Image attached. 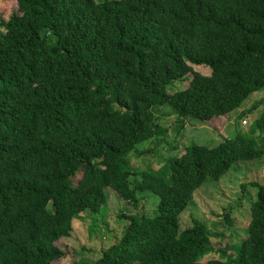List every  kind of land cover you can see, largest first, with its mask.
<instances>
[{
	"label": "trees",
	"instance_id": "obj_1",
	"mask_svg": "<svg viewBox=\"0 0 264 264\" xmlns=\"http://www.w3.org/2000/svg\"><path fill=\"white\" fill-rule=\"evenodd\" d=\"M0 27V264L61 258L54 242L101 211L106 188L154 204L119 213L121 234L93 264H264V181L248 183L246 236L229 261H198L209 233L195 217L179 229L194 190L264 158V97L247 132L189 142L156 168L127 160L162 139L153 106L169 105L179 134L264 89V0H16Z\"/></svg>",
	"mask_w": 264,
	"mask_h": 264
},
{
	"label": "rangeland",
	"instance_id": "obj_2",
	"mask_svg": "<svg viewBox=\"0 0 264 264\" xmlns=\"http://www.w3.org/2000/svg\"><path fill=\"white\" fill-rule=\"evenodd\" d=\"M15 11L16 0H0L1 19L6 20ZM191 67L201 74L209 72L208 67L203 65ZM190 77L191 74L188 73L173 81L167 90L172 92L185 88ZM263 97L264 89L250 94L237 109L228 114L213 117L200 124L186 120L179 134L175 132L178 123L174 120L177 116L169 105L153 106L151 110L156 121L165 127L162 139L159 138L157 144L138 143V149H150V152H142L139 156L130 152L127 160L136 170L148 166L156 168L160 160H167L178 154L183 145L189 142L213 144L222 138L233 137L238 132H247L262 106L256 103ZM240 113L244 114L239 116ZM79 174L78 171L72 178L73 181L78 179ZM130 180L134 181V178L131 177ZM251 181H264V158L235 162L220 178L207 180L193 191L190 204L180 214L179 229L190 225L191 217L204 224L209 233V249L198 259L199 262L210 259L229 261L235 254V248L246 236L248 204L255 194V187L248 184ZM242 183L245 185L243 191L240 187ZM106 193L107 199L98 214H83L82 218L75 219L70 234L54 242L62 250L63 256L50 264H72L73 261L78 264H93L100 250L114 243L121 234L124 227L123 218L118 217L121 213H138L142 207L147 210L154 204L153 199L144 196L146 193H137L136 207L119 198L110 188H106Z\"/></svg>",
	"mask_w": 264,
	"mask_h": 264
}]
</instances>
